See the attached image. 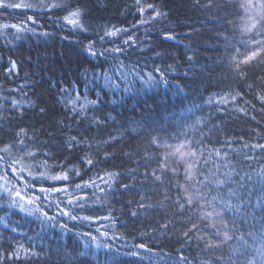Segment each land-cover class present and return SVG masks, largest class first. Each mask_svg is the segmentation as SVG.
<instances>
[{
    "label": "trees",
    "instance_id": "1",
    "mask_svg": "<svg viewBox=\"0 0 264 264\" xmlns=\"http://www.w3.org/2000/svg\"><path fill=\"white\" fill-rule=\"evenodd\" d=\"M10 2H18V0H10ZM147 2L155 3L167 13L166 21L163 27L160 22H157V27L153 28L150 33V43H139L145 39L144 29L134 33L138 38V46L129 48L124 56L119 57V60L128 66L125 69L126 72L134 69L145 76L147 73H153L154 68L169 69L171 65L172 70L167 72L169 85H146L132 72L128 75L127 81L116 79L117 86L113 88L104 87L102 79L91 82L93 73L99 74L113 69L114 62L111 58L106 62L95 60L82 50L83 45L88 42V34L73 35L68 31L58 30L49 19V16L55 18L64 14L57 10L41 16L38 21L41 27L37 31L53 33L51 38L28 34L20 40H13L12 29L7 30V39L0 36V94L19 99L21 98L19 93H9L8 90L18 88L21 84H29L31 86L25 88L24 91L28 93V99L34 102V107L26 106L24 119H17L19 112L0 113L15 122L13 124L4 123L0 138L5 143L11 140L12 136L9 132L14 135L15 131H18L16 124L38 132L43 144L36 151L47 153V157L41 155L38 160H46L50 165L47 171L55 174L59 171L56 166L65 161L67 167L76 166L81 170L85 169V165L80 163L79 159L85 153L84 148H77L74 151H69L67 148H61L59 151L50 148L53 143L61 145L69 136L77 135L75 130L69 132L65 128L64 131H59V125H71L73 129L78 128L81 136L95 138L89 139L90 144L99 143V147H92L88 153L97 161L95 167L85 171L82 176L83 180H89L95 178L97 174L103 175L109 171L127 173L137 163L143 164L149 157H158L162 160L165 155L173 151L175 146L186 139L183 135L178 139H172L178 131L186 132L188 139L197 140L202 133L207 134L209 128L219 126L221 131L214 132L210 137L212 143L205 142L208 147H220L217 142L227 138L256 142L257 132L260 137H264V105L256 98L257 95L264 94V80L259 78L264 72V67L249 65L247 66L249 79L238 80L234 77L232 69L227 66V59L236 55L235 48H239L241 54L247 51L240 42L255 35L254 31L248 33L243 31L247 21L246 12L240 6L243 0H211L210 6H205L209 4V0H199L200 7L195 8L193 7L195 0H147ZM81 4L90 10L86 22L94 26L105 24L131 27L140 18L139 15H133L136 11L132 7L134 0H81ZM0 12H2L0 24L17 23L18 18L23 19L25 15H33L31 11L22 12L21 10L4 9ZM168 27L176 36V40L162 39L160 33ZM100 30L93 27L89 29V34L95 39L94 33ZM63 36H67L68 39H62ZM225 36L228 38L227 42L217 39V37ZM185 45L193 47L189 51L184 47ZM104 46L114 45L105 44ZM226 48L229 49L227 58H225ZM188 55H193L196 72L187 71L189 68ZM9 60L17 62L18 73L5 78ZM200 72H203V75H199ZM192 76L197 78L191 79ZM86 84L90 99L96 98L97 92L101 94L102 105L97 110L88 113L89 116L100 118L99 127L88 128L89 120L78 124L77 120L69 118L68 113L61 111V106L57 103L61 87L72 88L78 85L83 94ZM248 84L253 85L251 90L248 89ZM176 85H180L183 89L179 95L173 94ZM227 88L240 91L243 98L238 99L224 112H219L215 108L210 109L205 104L209 95L220 93ZM3 107L10 108L11 105L5 100ZM41 108L45 110L43 114L40 112ZM238 108H243L247 115L237 111ZM209 115L212 116V123L207 128H197L193 131L189 127L195 124L197 118ZM106 116L113 117L114 122L104 120ZM253 117L255 119H252ZM48 128L52 129L50 133L41 131ZM85 128H87L86 131ZM159 128H164L165 131H154ZM58 131L59 135H57ZM126 132L131 134L122 135ZM110 134L117 139L108 144L103 143L108 140ZM157 134L160 137L159 143L163 145L166 142L170 147L153 146L148 138ZM50 136L56 137L55 140L49 139ZM260 142L264 143V139ZM2 146L3 144H0V147ZM234 147L239 148L241 145L236 144ZM105 153L108 154V159H105ZM125 153L132 155L125 157ZM261 155L264 156V153ZM239 160V157H233V163L236 164L238 170L241 168ZM158 162V160H153L149 167H140L135 180L123 177L119 179L114 185L119 190L108 196L104 207L95 205L98 208L97 211L89 210L79 213L80 215L92 214L103 217L107 214L108 208H111L115 217V225L103 219L82 224L61 218L59 223H67L72 229L71 232H62L58 223L55 228H48L42 232L41 239L29 242L27 237L36 235L39 231V222L35 221L34 217H27L16 210H11L9 212L10 227L17 225L20 227L17 232H12L0 224V252H12L16 244L23 243L26 247H34L39 255L25 259L24 254L21 253L19 260L5 259L3 264H95L96 258L91 255L93 252L99 257L100 264H104L105 260L109 264H150V261L151 264H162L161 259H158L161 254H163L165 264H178L180 255L186 256L189 264H212L217 257L228 256L230 252L227 245L222 251H208L205 254L203 242L195 238L190 245L182 247L184 245L182 233L191 228L190 223L184 226L178 223L176 228L168 232H165L158 224L165 217H172L173 213L178 211V208L172 207L171 201L165 200L163 193L170 191L175 196L176 192L168 186L186 183L183 172L185 165L179 156L168 160L169 167L176 168L177 174L173 175L170 171L163 174L164 184L155 185V189L160 190L159 193L145 197L151 200L154 206L161 202L164 206L154 212L143 213L141 211V214L135 218L130 215V211L136 208V202L140 200L142 193L124 192L120 189V185L135 183L143 191L152 192L154 189L144 188V185L152 183L151 177L145 180L142 174L153 172ZM28 163L36 162L28 161ZM259 166L256 161L252 162L253 169H258ZM243 168L249 171L246 163ZM39 170L45 171L43 167H39ZM240 174L243 175V172ZM3 182L0 180V183ZM76 182L81 181L76 178ZM49 184L51 182H46L44 186L47 187ZM39 186L37 182L35 187ZM70 187L74 188V184ZM211 195L215 193H210L209 198ZM54 198L66 199L63 195H57ZM129 201H132L130 206ZM0 203H6V201ZM89 203L93 204V199H90ZM199 203L195 201L191 209H186L184 215L177 216L175 219L184 221L194 213L192 222L197 223L198 229H204L200 235L208 236L211 222L200 219L202 209L199 208ZM206 210L211 211L210 208ZM52 212H55L54 208ZM0 215L4 213L0 212ZM242 228L245 233L252 230L247 226H242ZM104 231L108 232L107 237L101 235ZM82 233L97 236L98 242L102 245H109L110 250L105 247L96 248L90 237ZM247 239L249 244H253V239ZM141 243L146 244L151 252L134 247ZM198 243L199 247H197ZM230 243L235 244V241ZM260 246L261 239L257 233L254 248ZM83 251H88L89 256L79 255ZM131 252H138V255L133 256ZM253 257L258 264L260 257L254 250L248 257L241 259H253Z\"/></svg>",
    "mask_w": 264,
    "mask_h": 264
},
{
    "label": "snow or ice",
    "instance_id": "2",
    "mask_svg": "<svg viewBox=\"0 0 264 264\" xmlns=\"http://www.w3.org/2000/svg\"><path fill=\"white\" fill-rule=\"evenodd\" d=\"M210 4L211 0L205 6H210ZM240 6L248 13L243 31L246 33L254 31L255 35L246 41L240 42L241 46L246 48L247 51L241 54L240 49L235 48L236 55H232L230 59H227V66L232 69L236 79L247 80L249 79L247 66L261 65L264 67V0H257L256 3H253V0H246ZM132 7L136 10L133 15H139L140 18L131 27H117L105 24L94 26L86 22V17L90 15V10L81 4V0H38L37 3L26 2V0H18V2L0 0V10H21L22 12L31 11L33 13V15H25L23 19L18 18L19 22L17 23L0 24V36L7 39V30L12 29L13 40H20L28 34L51 38L54 35L53 33L37 31L41 27L38 21L41 16L58 10L64 14L55 18L49 16V19L57 26L58 30L68 31L73 35L88 34V42L83 45L82 50L95 60L106 62L111 58L114 62L113 69L105 70L99 74L93 73L91 82L102 79L104 87L113 88L117 86L115 84L116 79L127 81L128 75L132 72L146 85H169L167 72L172 70L171 65L169 69L154 68L153 73L155 74L147 73L145 76L134 69L126 72L125 69L128 66L119 60V57L124 56L129 48L138 46V38L134 33L139 32L140 29H144L143 36L145 39L139 41V43H150L152 29L157 27V22H160L161 27H163L167 18V13L162 11L155 3L147 2V0H134ZM193 7H200L199 0H195ZM148 13L151 14L148 15ZM93 27L101 29L94 33L95 39L89 34V29ZM160 35L163 40H176V36L170 27L163 30ZM61 38L68 39L67 36ZM217 39H223L225 42L228 40L226 36L217 37ZM118 40L119 43H117ZM77 43L81 42L77 41ZM105 44H112L114 46L105 47ZM184 47L190 51L193 46L185 45ZM228 51L229 49L226 48L225 58H227ZM157 55L159 56L160 54L158 53ZM238 57L242 58L238 59ZM187 62L189 64L187 71L196 72V63L194 62L193 55L187 56ZM15 73H18L17 62L9 60L5 71V78H9ZM85 75L87 78V74ZM199 75H203V72H200ZM196 78V76L191 77V79ZM259 78L264 80V72L261 73ZM30 86L29 84H21L18 88L8 90L9 93H19L21 97L19 99L16 97L9 98L0 94V113L19 112L17 119H24L26 106L34 107V102L28 99V93L24 91L25 88ZM247 87L251 90L253 85L248 84ZM53 88H55V84H53ZM182 91L183 89L180 85H176L173 94L179 95ZM100 95V92H97L96 98L90 99L87 84L85 85L83 94L79 90L78 85H74L72 88L61 87L60 98L57 100V103L60 104L61 111L68 113L69 118L77 120L78 124L89 120L88 128L93 126L99 127L101 125L100 118L89 116L88 113L97 110L102 105L103 102ZM242 98L240 91L227 88L220 93L209 95L205 100V104L210 109L215 108L219 112H224L230 105L235 104L238 99ZM256 98L264 105V94H259ZM5 100L11 105L10 108L3 107ZM236 110L247 115L243 108ZM40 112L43 114L45 110L41 108ZM252 119H255V117ZM104 120H113L114 122V118L111 116L104 117ZM5 122L9 124L15 123L10 117L0 115V132L4 130L3 126ZM211 123L212 116L209 115L197 118L195 124L189 125V127L195 131L197 128H207ZM15 126L18 131H15L14 135L9 132V135L12 136L11 140L5 143L0 138V144H3L0 147V180L4 181L0 183V202L6 201V203H0V212L4 213V215H0V224H3L5 228H9L12 232H17L20 225L10 227L9 212L11 210H16L27 217H34L35 221L39 222V231L34 237H27L29 242L41 239V233L48 228H55L61 218H67L69 221L81 222L82 224L103 219L115 225V217L111 208H108L107 214L103 217H97L92 214L80 215L79 213L89 210L95 212L98 210L95 205L104 207L108 196L119 190L114 187L119 179L123 177L135 180L139 168L149 167L153 160L159 161L156 169L151 173L145 172L142 174L145 180L151 177L152 183L144 185V188L154 189L152 192L143 191L135 183L122 184L120 185V189L124 192L136 191L142 193L140 200L136 202V208L130 211V215L133 218L140 215L141 211L143 213L158 211L160 207L164 206L163 202L154 206L153 202L145 199V197L159 193L160 190L155 189V185L164 184L162 179L163 174L169 171L173 175L177 174L176 168L169 167L168 160L173 156H179V159L185 165L183 172L186 183L168 186L176 192L175 196L170 191L163 193L165 200L171 201L172 207L178 208V211L173 213L172 217H165L163 221L158 222L159 226L165 232H168L176 228L178 223L182 224V226L190 223L191 228L182 233V237L184 238V245L182 247L190 245L195 238L197 241L203 242L204 249L206 250L205 254L208 251H222L227 245L230 254L226 257L223 255L217 257L212 264H257L255 257L253 259H241L248 257L253 250L260 257L258 264H264V156L261 155L264 153V143L260 142L264 137H260L259 132L256 133V142L227 138L217 142L220 144V147H208L205 142L212 143L210 137L214 132L221 131L219 126L209 128L208 133H202L197 140L188 139L186 132L178 131L172 136V139H178L181 135L185 136L186 139L180 142L178 146H175L173 151L165 155L162 160L158 157H149L143 164L137 163L127 173L109 171L103 175L97 174L95 178L83 180L82 176L85 174V171L91 170L97 163L92 156L88 155L92 147H99V143L96 145L89 143V139L95 138L81 136L80 130L78 128L73 129L71 125H59V131H64L66 128L69 132L75 130L77 135L69 136L66 142L61 145L53 143L50 145V148L57 151L61 148H67L69 151L84 148L85 153L79 159L80 163L85 165V169L81 170L76 166L67 167V162L65 161L56 166L59 168V171L55 174H50L47 171L50 165L47 164L46 160H38V157L41 155L47 157L46 152L41 153L36 151L43 144V141L39 139V133L20 127L19 124ZM32 127L34 128V126ZM86 130L87 128H85ZM41 131L50 133L52 129H42ZM59 131L57 135H59ZM154 131L163 132L165 129L159 128L154 129ZM130 134V132H126L122 135ZM55 138L54 136L49 137L53 141ZM116 139L117 137L110 134L108 140L103 141V143L108 144ZM148 139L153 146L170 147L166 142L163 145L159 143L160 137L158 134ZM236 144H240L241 147H234ZM249 153H253V155H249ZM131 155V153H125V157H131ZM233 157L240 158L239 163L241 164V168L239 170L236 164L233 163ZM108 158V154L105 153V159ZM28 161H35L36 163H28ZM253 161H256L260 165L258 169H253ZM245 163L249 171L244 170L243 165ZM39 167H43L45 171H40ZM241 172H243V175L240 174ZM76 178H79L81 182H76ZM37 182L40 184L38 188L35 187ZM46 182H51V184L45 187L44 184ZM72 184H74V188L70 187ZM213 192L215 195H211L209 198V194ZM57 195H63L66 199H55L54 197ZM90 199H93V204L89 203ZM195 201L200 202L199 208L202 209L200 219L211 222L210 235L208 236L200 235L204 229H198L197 223L192 222V215L194 213L190 214L184 221L175 219L177 216L184 215L186 209H191ZM128 203L130 206L132 201ZM53 208L55 212H52ZM208 208L211 211H207L206 209ZM12 214H15V212H12ZM242 226H247L252 230L245 233ZM59 228L62 232L72 231L67 223H59ZM97 231L99 232V229ZM257 233L260 235L261 246L254 248ZM82 235L89 236L96 248L105 247L110 250L109 245H102L98 242L97 236L91 233H82ZM101 235L107 237L108 232L104 231ZM246 237L253 239V244H249ZM232 241H235V244H231L230 242ZM134 247L136 249H144L149 253L151 252V249L144 243L134 245ZM197 247H199V243ZM21 253L24 254L25 259L39 255L34 250V247H26L23 243H18L12 252H0V264H3L5 259L19 260ZM79 255L88 257L89 252L83 251ZM91 255L96 258L95 264H100L96 253L93 252ZM131 255L136 256L138 252H131ZM158 259H161L162 264H165L163 254ZM104 264H109V262L105 260ZM178 264H189L188 258L180 255Z\"/></svg>",
    "mask_w": 264,
    "mask_h": 264
},
{
    "label": "rangeland",
    "instance_id": "3",
    "mask_svg": "<svg viewBox=\"0 0 264 264\" xmlns=\"http://www.w3.org/2000/svg\"><path fill=\"white\" fill-rule=\"evenodd\" d=\"M26 2H31V3H35V2H38V0H26ZM246 0H243V3H245ZM257 0H253V3H256ZM248 17V13H246V18ZM247 22V21H246ZM13 31V30H12ZM175 157V156H173Z\"/></svg>",
    "mask_w": 264,
    "mask_h": 264
}]
</instances>
